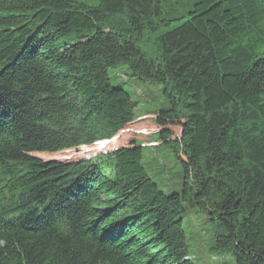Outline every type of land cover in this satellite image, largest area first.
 Listing matches in <instances>:
<instances>
[{
    "label": "trees",
    "instance_id": "trees-1",
    "mask_svg": "<svg viewBox=\"0 0 264 264\" xmlns=\"http://www.w3.org/2000/svg\"><path fill=\"white\" fill-rule=\"evenodd\" d=\"M118 66L162 87L179 191L145 169ZM186 208L264 264V0H0V264H195Z\"/></svg>",
    "mask_w": 264,
    "mask_h": 264
},
{
    "label": "rangeland",
    "instance_id": "rangeland-1",
    "mask_svg": "<svg viewBox=\"0 0 264 264\" xmlns=\"http://www.w3.org/2000/svg\"><path fill=\"white\" fill-rule=\"evenodd\" d=\"M126 69L118 66L109 70L113 85H122L137 102L134 110L136 140L145 142L143 162L147 173L166 193L179 191L182 183V169L171 150L157 140L154 116L167 107V101L159 85H150L125 75ZM182 226L188 244L190 259L195 264H235L233 256L225 249L216 248L215 233L220 225L208 218L206 212L186 208Z\"/></svg>",
    "mask_w": 264,
    "mask_h": 264
}]
</instances>
